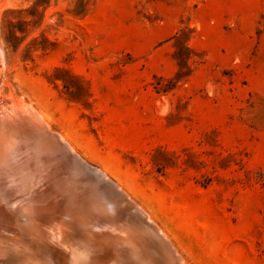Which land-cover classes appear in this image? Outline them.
Segmentation results:
<instances>
[{"label": "rangeland", "instance_id": "rangeland-1", "mask_svg": "<svg viewBox=\"0 0 264 264\" xmlns=\"http://www.w3.org/2000/svg\"><path fill=\"white\" fill-rule=\"evenodd\" d=\"M10 96L188 264H264V0H0Z\"/></svg>", "mask_w": 264, "mask_h": 264}, {"label": "bare ground", "instance_id": "bare-ground-1", "mask_svg": "<svg viewBox=\"0 0 264 264\" xmlns=\"http://www.w3.org/2000/svg\"><path fill=\"white\" fill-rule=\"evenodd\" d=\"M15 100L0 111V264H188L131 195Z\"/></svg>", "mask_w": 264, "mask_h": 264}]
</instances>
